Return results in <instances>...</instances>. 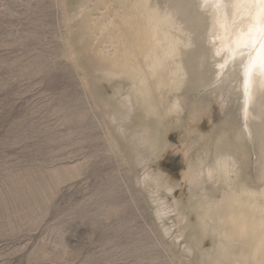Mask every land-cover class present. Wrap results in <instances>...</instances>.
I'll list each match as a JSON object with an SVG mask.
<instances>
[{"label": "rangeland", "instance_id": "1", "mask_svg": "<svg viewBox=\"0 0 264 264\" xmlns=\"http://www.w3.org/2000/svg\"><path fill=\"white\" fill-rule=\"evenodd\" d=\"M133 2L85 0L75 13V0H0V264H197L187 231L163 229L179 211L157 219L140 178L160 172L172 187L164 195L185 212L181 226L192 227L191 166L224 130L234 134L238 107L185 95L163 124L150 118L157 153L135 162L127 136L140 107L120 129L100 97L129 92L131 80L94 77L99 56L121 49L115 23ZM223 179L213 177L218 199L229 192ZM212 245L207 236L202 250Z\"/></svg>", "mask_w": 264, "mask_h": 264}, {"label": "bare ground", "instance_id": "2", "mask_svg": "<svg viewBox=\"0 0 264 264\" xmlns=\"http://www.w3.org/2000/svg\"><path fill=\"white\" fill-rule=\"evenodd\" d=\"M74 5L75 13L83 12L85 0ZM131 7L121 24H114L121 49L116 47L112 57L99 56L105 65L94 77L99 82L124 74L131 80L129 92L100 97L120 129L140 107L144 119L127 133L135 162L141 165L157 153L159 129H153L150 118L163 124L167 113L184 107L187 94L200 97L205 108L213 95L222 108L234 102L240 122L230 121L233 137L219 131L222 135L191 166L192 227L185 221L181 226L185 212L164 195L172 191L165 177L147 169L140 180L157 219L179 211L177 222L163 229L170 236L172 225L179 227L176 237L187 231V248L198 252L197 264H264V0H134ZM245 48L251 51L250 63L233 62L231 57ZM233 108L227 109L232 120ZM214 176L224 177L229 186L221 199L215 195ZM207 236L213 245L204 251Z\"/></svg>", "mask_w": 264, "mask_h": 264}, {"label": "snow or ice", "instance_id": "3", "mask_svg": "<svg viewBox=\"0 0 264 264\" xmlns=\"http://www.w3.org/2000/svg\"><path fill=\"white\" fill-rule=\"evenodd\" d=\"M254 51V48L252 49ZM217 55H219V53H217ZM226 55H230V53H226ZM239 58L240 59V62L243 64L245 60L249 61L250 63V58H251V51L247 50V48L245 49H242L239 54H238V57H231V60L233 62L236 61V59ZM225 66L224 65H219V68L221 70H223ZM247 71H248V66H245V74H247ZM245 131H246V126H245Z\"/></svg>", "mask_w": 264, "mask_h": 264}]
</instances>
